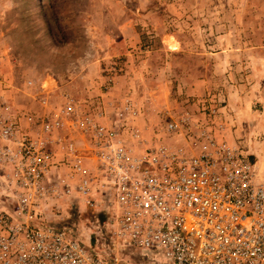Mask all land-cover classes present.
I'll list each match as a JSON object with an SVG mask.
<instances>
[{
    "label": "rangeland",
    "instance_id": "1",
    "mask_svg": "<svg viewBox=\"0 0 264 264\" xmlns=\"http://www.w3.org/2000/svg\"><path fill=\"white\" fill-rule=\"evenodd\" d=\"M127 96L146 137L183 146L209 131L264 181V0H0V128L68 98L112 112ZM6 173L0 161V210L11 208ZM101 210L75 189L44 216L105 253L116 239Z\"/></svg>",
    "mask_w": 264,
    "mask_h": 264
},
{
    "label": "built area",
    "instance_id": "2",
    "mask_svg": "<svg viewBox=\"0 0 264 264\" xmlns=\"http://www.w3.org/2000/svg\"><path fill=\"white\" fill-rule=\"evenodd\" d=\"M119 102L108 112L68 98L43 117L24 114L26 126L3 123L11 208L0 210V264H264L255 163L209 131L183 146L146 137L136 102ZM188 119L163 128L177 132ZM75 189L104 212L117 240L105 253L44 216L54 197Z\"/></svg>",
    "mask_w": 264,
    "mask_h": 264
}]
</instances>
